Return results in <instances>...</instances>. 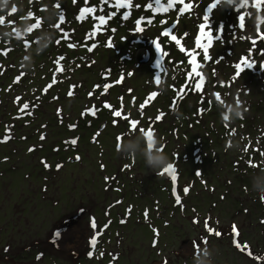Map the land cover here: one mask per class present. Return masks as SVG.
<instances>
[{
  "label": "rangeland",
  "instance_id": "374dc122",
  "mask_svg": "<svg viewBox=\"0 0 264 264\" xmlns=\"http://www.w3.org/2000/svg\"><path fill=\"white\" fill-rule=\"evenodd\" d=\"M57 2L8 0L7 7H0L5 21L0 24V50L12 49L0 55V139L12 136L0 143V264H195V255L205 246L211 264H264V201L253 190V178L264 173V156L252 150H264V41L251 53L254 68L232 80L233 66L252 47L248 38L257 39L256 25L264 33V8L256 12L250 6L225 5L213 11L212 27L223 26V38L214 41L209 52L219 62L202 69L208 79L204 95L186 92L178 101L177 91L190 69L188 57L175 42L161 37L171 61L165 58L168 70L162 72L152 43L175 21V12L158 13L153 24H142L145 31L138 33L134 20L152 13L144 10L148 0H134L141 8L133 10L132 18L122 21L117 15L108 26L116 31L100 32L93 41L86 39L96 23L91 14L76 19L84 0H59L67 20L61 27L72 33L70 42L97 44L88 52L86 47L68 48L69 41L55 43L60 36L54 27L59 23ZM210 2L196 0L199 6L177 25L175 34L186 49L195 48ZM97 4L90 0L87 6ZM13 6L16 13H11ZM105 10L115 11L107 5ZM249 11L255 15L246 17L241 30L238 13ZM29 12L42 21V28L31 34L25 31L34 23ZM160 20L168 23L161 25ZM109 37L111 48L104 46ZM24 39L33 42L25 47ZM200 39L205 41L202 35ZM59 56L66 57L61 62L65 71L56 75L58 83L45 94L42 90L52 81L53 61ZM21 75V82L14 84ZM106 84L111 87L102 95ZM69 91L74 94L69 96ZM152 92L158 96L140 115L139 105ZM16 97L22 98L21 104L30 103L32 116L17 118ZM121 100L125 114L140 121L138 128L154 130L153 138L162 141L157 147L175 173L146 167L139 156L146 138L139 142L136 157L123 158L118 152V145L141 133L102 107L107 102L119 109ZM93 105L101 109L95 116L82 115ZM230 107H238L242 118L225 121ZM159 113L164 117L156 121ZM73 138H78L76 145L69 143ZM30 147L35 151L29 152ZM249 159L255 167L249 166ZM57 164L62 167L57 169ZM172 174L177 176L175 184ZM260 183L264 185V179ZM206 221L219 237L207 231ZM57 229L61 238L54 244ZM97 233V251L89 257V240ZM235 242L248 247L242 252Z\"/></svg>",
  "mask_w": 264,
  "mask_h": 264
},
{
  "label": "snow or ice",
  "instance_id": "6c2138e0",
  "mask_svg": "<svg viewBox=\"0 0 264 264\" xmlns=\"http://www.w3.org/2000/svg\"><path fill=\"white\" fill-rule=\"evenodd\" d=\"M73 3L76 4L78 3V0H73ZM90 0H84L85 7L81 8L79 11V14L77 15L76 19L77 21H83L87 19L86 14H91V17L96 23L93 24L92 30L86 34V39L87 40H95L96 36L98 33L110 30L112 32H115V28H110L109 29V22L112 21L117 15H120V19L122 21H128L130 18H132L133 10H139L141 8V5L139 3H134V0H98L97 5H92V6H87L89 5ZM107 5L108 9L114 8L115 11H107L105 10V6ZM179 5V7H177ZM232 6L234 8L238 9H246L249 6L253 9L256 10V12H260L262 8H264V0H211L209 3L208 7L205 10V14L201 17L202 22L199 24V33L200 35L205 37V41L202 42L200 39V35H198L196 41H195V48L194 49H186L183 44H182V37L178 38V35L175 34V30L177 29V25L179 24L181 18L186 14V13H192L195 7H198V3H196V0H148L147 4L144 5V10L147 12L151 10L152 15L150 17H145L144 15H140L138 18L134 20L135 24V31L136 32H143L145 31V28L142 27V24L146 25H152L154 19L156 18V15L158 13H164L167 14L170 11H173L176 13V19L173 21L170 27L164 28V30L160 33V37H157V39L153 40V44L155 46V49L157 53L159 54V57L156 61V67L159 68L162 72H167V68L165 67V58H169L170 61V54L168 51L163 49V44L161 41V37H165L170 39V41L175 42V44L180 46V51L184 52L185 55L188 57V60L186 61L187 65H190V69L186 70L185 72V83L184 85L181 86V88L177 91V100H182L184 99L186 92H198L201 95L205 94V85L208 83V79L203 73L202 69L206 66L207 63L209 62H219L218 60L213 61L212 56L210 55V48L213 47L214 41H219L221 40L222 37V32H223V26H219L218 28H213L212 27V13L214 10L223 7V6ZM57 9L60 10V14L58 17L59 23L54 25L59 32L60 36L59 38L56 39L55 43L57 45H60L62 41H69L67 43L68 48L75 49L76 47H86L88 52H92L96 47L97 44L95 42L91 43L90 45L88 44H79L77 43H72L71 37L72 33L65 30L64 28L61 27V25L66 24V16L64 14V11L62 9V4L57 2L55 5ZM121 10H125L121 12ZM97 11H99L100 15H96ZM17 8L13 6L11 8V13H16ZM255 13L253 12H239L237 21H238V26L241 30L245 29L246 27V17L252 18L254 17ZM28 17L33 18L34 23L29 25L25 31L29 34L33 33L35 30L41 29L42 28V21L39 17H35L32 12L28 13ZM4 17L0 16V24H3ZM161 25H166L168 23L167 20H160L159 21ZM264 23V21H262ZM257 29V39H252L249 37L248 39L251 41L252 47L249 49V54L241 57L239 62H237L233 67L235 69V73L232 77V80L235 81L237 78L241 76L242 73H244L246 70L253 69L254 66L256 65V61L251 58V53L253 50L256 49V46L259 41H264V33L260 32V27L259 25H256ZM215 33V35H214ZM16 37H21L20 32L15 33ZM184 36L187 35V33L183 34ZM242 39L244 37H241ZM33 41H29L28 39H24L23 43L25 47L30 46V44ZM105 47H113V41L109 37V39L106 41ZM12 51L11 48L3 49L0 50V55L7 56L9 52ZM261 55H264V50H260ZM198 57H202V60H198ZM27 59V57H25ZM66 57L64 56H59L57 57L53 63L56 65L54 71V75L52 78V81L48 83L45 88L42 90L43 93H47L49 89H51L54 84L58 83L56 79V75L59 73H63L65 71L62 61H64ZM180 64H183L185 62H178ZM0 74H3L2 70H0ZM212 75H215V70L213 69ZM22 80V75L17 76L13 83L18 84ZM120 81L118 80L117 83ZM155 82L159 84L161 82L160 76L157 75L155 78ZM95 87H100V86H95ZM111 87V85H103V92L101 93L106 94L108 91V88ZM131 91V90H130ZM74 93L73 91H69L68 95L72 96ZM93 93H89L91 96ZM158 96L157 92H152L149 97L145 99L143 103L139 105V113L140 115H143L145 107L149 104V102L153 99H155ZM215 98L217 101H220L223 103L222 97L219 93L215 94ZM21 97H16L15 98V103L19 105L18 108V116L17 118H24V116H32L33 112L30 110V103L24 102L21 104ZM237 105H239L240 101H236ZM32 108H35L36 105H31ZM103 108L109 109L113 112L114 117L116 118H121L124 120L129 121L130 128L133 131H140L144 133V136L146 138V146L148 149L153 148V137H154V130L152 128H149L147 130H144L143 128H138V125L140 124L139 120H132L128 115L125 114V109L123 106V100H121V107L119 109H114V106L111 104L105 102L102 105ZM101 109L98 108L96 105H93L90 109H85L84 112H82V115H92L95 116L98 111ZM207 109H205L206 111ZM60 110H58L59 113ZM230 111V108L228 109ZM164 117L163 113H159L156 117V121L162 120ZM242 118V117H241ZM223 119L225 121H228L230 119L229 115H224ZM114 123L116 121H113ZM43 127V126H42ZM74 127V126H72ZM11 129H9V132ZM96 135H99L97 133ZM46 137L44 134H41L40 139L44 140ZM10 139H12V136L9 134L3 139H0V143H7ZM120 138H118L119 140ZM71 145H76L78 143V138H73L69 141ZM250 148L248 146L245 147L244 151L248 152ZM256 151L259 155L264 156V150L261 149H252ZM29 152L35 151L34 147H30L28 149ZM5 160L7 157L4 158ZM76 160H80L81 157L77 155L75 157ZM44 164L45 168L50 167V165L47 164L46 161H42ZM249 166L250 167H255V165L252 164L251 159H249ZM57 169L61 168L62 165L57 164L56 165ZM103 167V166H102ZM175 173V168L173 167L172 164L169 165L168 168L163 169L162 174L164 173ZM106 180L108 179L107 177L105 178ZM171 180L175 184L177 181V176L175 174L171 175ZM189 189L186 187L183 189V193L187 194ZM264 199V198H262ZM176 202L180 203L181 202V197L180 195L176 196ZM119 203V201L117 202ZM130 211V210H129ZM147 215V213L145 214ZM122 223L124 221H121ZM206 229L210 234H214L216 236H220L221 233L219 231H216L212 227H209L208 221L205 222ZM91 227L95 229L97 227L95 220L93 219L91 221ZM233 233L238 236L239 232L237 230L236 225H233L232 227ZM98 235L99 233L93 235V237L90 238L89 240V245H90V251L88 253L89 257H92L94 253L97 251V244H98ZM61 238V231L57 229L54 234H53V243L56 244V242ZM207 243V241H205ZM235 246L241 250L242 252L248 247V245H241L239 242H235ZM104 253L100 252V256H103ZM248 255H251L249 252ZM42 254H39L36 258L39 260L41 258Z\"/></svg>",
  "mask_w": 264,
  "mask_h": 264
},
{
  "label": "clouds",
  "instance_id": "9594fccd",
  "mask_svg": "<svg viewBox=\"0 0 264 264\" xmlns=\"http://www.w3.org/2000/svg\"><path fill=\"white\" fill-rule=\"evenodd\" d=\"M7 4L8 0H0V7H7ZM229 112L230 118L242 116V112L238 107H230ZM144 138V133L141 132L139 135L135 136V140L133 138H129L127 141L118 145L117 150L123 158H134L138 155L136 149L138 148L139 142ZM161 143L162 141L153 138V148L151 150L148 149L147 146L140 150L139 156L143 157L146 167L153 170L165 169L171 164L167 155L160 147H157V145ZM262 179H264V173H261L260 175L253 178V190L260 194L261 199L264 198V185L260 183ZM262 201H264V199H262ZM209 257V248L205 246L200 250L199 254L195 255L194 262L195 264H211Z\"/></svg>",
  "mask_w": 264,
  "mask_h": 264
}]
</instances>
